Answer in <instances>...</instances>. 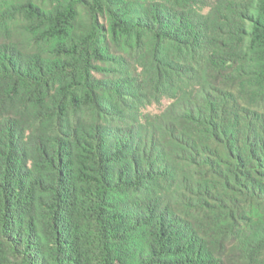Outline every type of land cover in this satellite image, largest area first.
Here are the masks:
<instances>
[{"label":"trees","instance_id":"16d2710c","mask_svg":"<svg viewBox=\"0 0 264 264\" xmlns=\"http://www.w3.org/2000/svg\"><path fill=\"white\" fill-rule=\"evenodd\" d=\"M0 264H264V0H0Z\"/></svg>","mask_w":264,"mask_h":264},{"label":"rangeland","instance_id":"374dc122","mask_svg":"<svg viewBox=\"0 0 264 264\" xmlns=\"http://www.w3.org/2000/svg\"><path fill=\"white\" fill-rule=\"evenodd\" d=\"M152 108H153L154 111L157 110V106H153Z\"/></svg>","mask_w":264,"mask_h":264}]
</instances>
